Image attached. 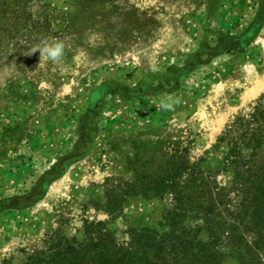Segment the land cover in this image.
<instances>
[{"label":"rangeland","instance_id":"obj_1","mask_svg":"<svg viewBox=\"0 0 264 264\" xmlns=\"http://www.w3.org/2000/svg\"><path fill=\"white\" fill-rule=\"evenodd\" d=\"M29 10L48 34L0 36V264H22L49 238L86 243L91 222L119 245L164 231L172 197L143 198L137 185L203 157L264 94L242 101L264 83V0H30ZM53 38L65 45L58 63L30 54Z\"/></svg>","mask_w":264,"mask_h":264},{"label":"trees","instance_id":"obj_2","mask_svg":"<svg viewBox=\"0 0 264 264\" xmlns=\"http://www.w3.org/2000/svg\"><path fill=\"white\" fill-rule=\"evenodd\" d=\"M29 7L30 0H0V36L32 34L36 42L48 34L49 20L33 18ZM101 93L91 94V107ZM221 174L228 186L217 182ZM137 187L146 199L172 197L164 231L134 230L131 241L119 245L102 223L91 222L86 243L49 238L22 264H264V94L225 126L203 157L177 159ZM115 211L105 205V213Z\"/></svg>","mask_w":264,"mask_h":264},{"label":"clouds","instance_id":"obj_3","mask_svg":"<svg viewBox=\"0 0 264 264\" xmlns=\"http://www.w3.org/2000/svg\"><path fill=\"white\" fill-rule=\"evenodd\" d=\"M43 47H37L33 49L30 54H39L40 57L51 60L54 63H58L64 55L65 45L62 41H57L53 38V43L48 44L43 42Z\"/></svg>","mask_w":264,"mask_h":264},{"label":"crops","instance_id":"obj_4","mask_svg":"<svg viewBox=\"0 0 264 264\" xmlns=\"http://www.w3.org/2000/svg\"><path fill=\"white\" fill-rule=\"evenodd\" d=\"M262 83L263 82H259L258 85H255L254 87H252L251 89H249L247 92H245L244 96L242 97V101H246L247 99H249V98H251V97L256 96L257 94H259L262 91L263 87H264V83L263 84ZM258 86H261V87H258Z\"/></svg>","mask_w":264,"mask_h":264},{"label":"bare ground","instance_id":"obj_5","mask_svg":"<svg viewBox=\"0 0 264 264\" xmlns=\"http://www.w3.org/2000/svg\"><path fill=\"white\" fill-rule=\"evenodd\" d=\"M262 84H263V83H262ZM258 87H261V86H258ZM258 87H257V88H258ZM258 89H259V88H258ZM255 90H256V89H255ZM256 92H257V91H256ZM254 93H255V92H254Z\"/></svg>","mask_w":264,"mask_h":264}]
</instances>
